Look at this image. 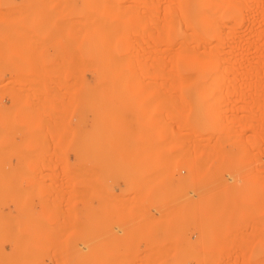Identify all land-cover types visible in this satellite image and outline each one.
<instances>
[{"label": "rangeland", "instance_id": "374dc122", "mask_svg": "<svg viewBox=\"0 0 264 264\" xmlns=\"http://www.w3.org/2000/svg\"><path fill=\"white\" fill-rule=\"evenodd\" d=\"M0 264H264V0H0Z\"/></svg>", "mask_w": 264, "mask_h": 264}, {"label": "bare ground", "instance_id": "6f19581e", "mask_svg": "<svg viewBox=\"0 0 264 264\" xmlns=\"http://www.w3.org/2000/svg\"><path fill=\"white\" fill-rule=\"evenodd\" d=\"M182 2V1H181ZM175 3H177V4H179V2H175ZM176 4V5H177ZM185 12V11H184ZM176 14V13H175ZM180 15V14H179ZM180 16H178V18H179ZM182 17V16H181ZM175 18H176V16H175ZM177 19V18H176ZM179 19H181V18H179ZM182 20V22L184 23V21H183V18L181 19ZM195 23H197V24H201L202 22L201 21H207L206 23H208V22H210V20H209V17L208 18H202L201 16H199V15H197V16H194L193 17V19H192ZM168 21V20H167ZM182 23V24H183ZM205 23V24H206ZM178 24V23H177ZM181 24V25H182ZM165 25V24H164ZM161 26V25H160ZM176 26V25H175ZM179 27H180V23H179ZM169 28V27H168ZM175 30H164L163 29V36H164V34L166 35V33H167V36H166V40H165V45H168V46H174L175 45V38H173V39H171V40H169L170 39V37H169V35L171 34V32H176L177 33V30H179V29H177V27H175L174 28ZM180 30H181V28H180ZM186 30V29H185ZM162 31V30H161ZM180 32H182V31H180ZM178 35V34H177ZM188 36H189V34H188ZM195 37H197V36H195ZM189 38V37H188ZM186 39V38H185ZM185 39H183L182 41L183 42H185ZM179 40V39H178ZM192 40V39H191ZM191 40H190V42H191ZM187 41L188 40H186V43H187ZM178 42H180V41H178ZM189 42V41H188ZM188 45V44H187ZM180 46V45H179ZM183 46V45H182ZM186 46V45H185ZM184 46V48H187V47H185ZM180 48V47H179ZM183 50V49H182ZM179 51V50H178ZM185 50H183V52H184ZM164 53V57H165V53H166V51H164L163 52ZM181 54V53H180ZM175 55V57H177L176 55H178V54H174ZM163 57V58H164ZM245 60V59H244ZM165 61H167V59L165 58ZM248 62V61H247ZM165 64H166V62H164ZM175 65L176 64H174V69H175ZM169 68H171V69H169ZM173 67H168V70H170V71H167V67L165 66V65H163V68H162V73H163V88H164V90H170V89H175V88H178V83L179 82H176V80H173V81H171L172 79H174L175 77H176V75H177V73H176V71L174 72V69H172ZM176 70V69H175ZM162 73H160V74H162ZM159 74V75H160ZM175 74V75H174ZM246 75V74H245ZM162 76V75H161ZM172 76V77H171ZM173 76H175L174 78H173ZM160 77V76H159ZM171 78V79H170ZM182 78H184V77H182ZM245 78V77H244ZM157 79V78H156ZM159 79V78H158ZM158 81V80H157ZM172 82V85H170L171 84V82ZM169 82H170V84H169ZM240 82V81H239ZM238 82V83H239ZM108 83V82H107ZM184 83V82H183ZM183 83H182V85H183ZM190 83V82H189ZM245 83H247V82H245ZM154 85V84H153ZM152 85V86H153ZM187 85V84H186ZM247 85H249V84H247ZM105 86V85H104ZM151 86V85H150ZM155 86V85H154ZM251 86V85H250ZM249 86V88H251ZM111 87V86H110ZM147 87H149V86H147ZM253 88V87H252ZM111 89V88H110ZM109 89V90H110ZM151 89H153V87H151ZM150 88H149V90H151ZM153 91H155V90H153ZM106 92V91H105ZM168 93H170V92H168ZM257 94V93H256ZM163 95V94H162ZM258 109V108H257ZM256 109V110H257ZM261 112V111H260ZM257 114H258V110H257ZM258 116V115H257ZM259 124V123H258ZM261 125V124H260ZM258 126V125H257ZM261 127V126H260ZM255 128H257V127H255ZM259 128V127H258ZM257 128V129H258ZM193 136V135H192ZM194 138V137H193ZM196 139V138H195ZM199 139V138H198ZM190 140V139H189ZM196 142H197V144L199 143L198 142V140H196ZM194 144H196L195 142H194ZM196 144V147H198V145ZM200 145V144H199ZM200 147V146H199Z\"/></svg>", "mask_w": 264, "mask_h": 264}]
</instances>
